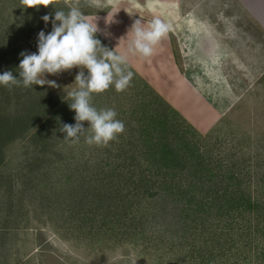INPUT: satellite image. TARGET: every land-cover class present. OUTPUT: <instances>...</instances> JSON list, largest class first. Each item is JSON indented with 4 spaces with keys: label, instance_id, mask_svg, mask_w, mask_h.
Returning a JSON list of instances; mask_svg holds the SVG:
<instances>
[{
    "label": "rangeland",
    "instance_id": "obj_1",
    "mask_svg": "<svg viewBox=\"0 0 264 264\" xmlns=\"http://www.w3.org/2000/svg\"><path fill=\"white\" fill-rule=\"evenodd\" d=\"M71 7L96 20L120 48L135 19L145 25L161 19L169 30L156 53L163 60L172 57L181 74L167 84L169 90L152 85L163 76L133 74L124 91L109 87L93 93L92 105L114 108L125 125L106 146L89 145L84 136L70 142L60 131L65 123L75 124L66 92L76 87L78 67L45 74L56 87L0 86V161L6 158L0 166V264H258L255 244L264 240L263 230L251 234L255 243L249 245L252 253L245 251L249 255L238 248L231 258L209 261V249L218 248L220 239L235 232L240 238V217L234 210L220 214L219 201L214 215L203 218L187 193L193 190L200 199L214 185L235 183L251 188L253 200L264 207V0H52L47 6L0 0V73L11 70L18 77L19 54L36 52L38 32L51 31L42 16ZM182 81L200 97L185 99L177 85ZM23 107L29 118L22 121L15 114ZM161 123L167 134L157 130ZM184 132L198 147L187 154ZM147 137L169 138L180 150L178 163L143 165L174 186L177 203L158 184L163 195L150 200L113 197L114 188H128L131 174L127 166L117 175L116 161L137 157L144 163ZM42 138L50 144L44 150ZM82 201L92 206L88 220L78 215ZM257 221L251 225L261 229L263 222ZM223 229L230 230L227 237L220 235Z\"/></svg>",
    "mask_w": 264,
    "mask_h": 264
},
{
    "label": "clouds",
    "instance_id": "obj_2",
    "mask_svg": "<svg viewBox=\"0 0 264 264\" xmlns=\"http://www.w3.org/2000/svg\"><path fill=\"white\" fill-rule=\"evenodd\" d=\"M27 6L49 5L52 0H25ZM45 25L51 23V31L43 29L37 34V51H22L18 65V77L11 70L0 73V86L21 85L33 87L56 82L45 78V74H59L78 67L75 75L76 87L67 90L69 108L74 110L75 124H63L64 139L78 142L84 136L89 145H107L123 133L125 125L117 119L114 108H96L92 105L93 93H102L109 87L117 92L130 86L133 73L126 70L128 58L102 45L97 38L100 31L96 20L86 17L78 7L67 12L55 10L54 15L41 18ZM113 22V16L106 23ZM168 25L154 18L145 25L135 19L127 31L128 52L148 58L154 54L155 46L167 35ZM86 70V72H85ZM65 91V90H64ZM87 121L85 128L82 122Z\"/></svg>",
    "mask_w": 264,
    "mask_h": 264
},
{
    "label": "trees",
    "instance_id": "obj_3",
    "mask_svg": "<svg viewBox=\"0 0 264 264\" xmlns=\"http://www.w3.org/2000/svg\"><path fill=\"white\" fill-rule=\"evenodd\" d=\"M35 87L39 89H43V88L45 89L44 85L43 86L33 85V87H30V88H35ZM43 96H41V98ZM15 98H17V95L15 96ZM163 102L164 104L167 103L165 100ZM16 104L17 105L19 104L18 100H15V105ZM24 111H25V108L23 107V109L20 111L19 114H15L16 116L19 115L20 117L18 116L17 117L21 118L22 121L25 118H29V116H26V113ZM173 111H174V114L180 119L181 116L179 115V113L175 109H173ZM54 115H57V114H54ZM178 125L175 124V126H178ZM29 128H30V125H29ZM29 128H27V132H29ZM142 129L146 134L150 132L149 128L147 127H145V129L144 128ZM157 130H162V134H167L169 132L168 129L165 128L164 124L162 123H161V127L159 126L157 127ZM41 134L47 135V132L44 133L42 131ZM36 135H40V132L36 133ZM187 137L188 136L186 132H184V134H181L182 139L187 140ZM168 139L169 138L165 140L150 138V137L144 138V141H143L144 149L149 152L146 160H144V163L137 157L136 158L134 157L126 158L122 161V163L116 161L115 168L113 169L116 170L117 175H120V169H122L123 171L124 169H127V166H130V168H128V171H130L131 174H129V177L126 179V181L129 183L128 188L126 186H125V189L124 188L120 189L117 187L116 189L114 188L113 193L116 196H113V197L119 198L118 201H121V202L125 201L126 198L130 199V198H135V197L139 199L150 200V199L157 197L158 195L160 196L163 195V194H159L160 192L157 188V184H158L164 191V194L168 192L170 199L175 201V203H177L176 201H178L179 198H178L177 192L175 191L174 186L173 187L166 186L165 185L166 182H163L160 179H157L156 176H154L156 175L155 173H149L147 170L143 169V165L145 163L148 165V168H150V166L155 165L156 163H162V165H166V164L171 165V160H173L175 163H178L182 160L179 154L180 150L178 149V146L175 147L173 142L169 141ZM9 143L10 142H3V145L6 146ZM39 146H41L40 149L44 150V149H47L50 146V144L45 145V143L43 142V138H42V141L40 142ZM183 147L185 148L184 152L186 151V149L189 152L192 148L194 149L198 148L197 144H195V142H193L191 138L189 137L186 142V145ZM5 162H6V158L3 157L0 161V166L1 164L3 165ZM109 165L111 166V164ZM118 177L119 176L115 177V180ZM234 184L233 186H228V187H220V186L214 185L212 188L208 190L206 189L205 191L206 194L202 196L200 199L197 197V195L194 193L193 190L190 193H187V196L190 199L191 206L196 205L199 211L202 213V215L205 216L203 218L208 219L214 215V209L219 203V201H222V204L218 206V210L220 214L224 213V216L225 215L229 216L230 213L232 214V210H234L237 217H240L239 219L241 221V228L239 229L240 238L238 239L235 238L236 237L235 236L236 232H235V233H231V236L228 239L224 240L223 242L220 239L219 240L220 245L218 246V248L213 247L212 249L211 248L209 249L211 250L210 257L208 258L209 261L211 259L217 258L218 255L220 256L224 255V256H228L231 258L235 254L234 252L235 249H238V248L239 249L237 252L241 251V254L243 252L245 253V251L248 253L250 252L252 253L254 246L250 248L249 245L251 243H255V241L251 234L255 230L264 231V207L261 206L262 205L261 201L258 199V203H257L255 200H253L252 195H251V190H250L251 188L242 187V186L238 187L237 185H234ZM174 195L176 196L175 199L173 197ZM79 206L80 207L78 209V215H80V217L83 216V218H86L88 220L89 212L91 213L90 210L92 206L87 205V202L85 201L80 202ZM257 219H259V221H257ZM255 220L257 221L256 223L261 224L263 222V227L261 229L259 228V226L256 227V225H253V226L251 225V223ZM245 223H248V224H245ZM6 227H12V226L11 224H9V225H6ZM229 233H230V230L228 231L227 229L225 231V229H223L220 235L223 234V237L224 235L225 237H227ZM237 243H239V245ZM255 248L257 249V252H255L254 254L257 253L256 258H257L258 264H264V240L260 239L255 244ZM216 250H218V253L215 254ZM245 255L247 256L249 254L245 253ZM203 256L205 257L204 253H203ZM250 256L254 257L253 255H250ZM237 262L239 261L237 260Z\"/></svg>",
    "mask_w": 264,
    "mask_h": 264
},
{
    "label": "crops",
    "instance_id": "obj_4",
    "mask_svg": "<svg viewBox=\"0 0 264 264\" xmlns=\"http://www.w3.org/2000/svg\"><path fill=\"white\" fill-rule=\"evenodd\" d=\"M98 33L104 39H106V41L109 43V45L113 49V51H115L119 54H125L127 56L128 62H127L126 68L131 69V70H127V71H131L133 74H141L142 76H144L146 78H149V77H148V75H145V74H156L157 77L163 76V77L159 78V80L161 82L158 81V83H152V85H154V87L165 89L166 86H168L167 89L169 90V85H167V84L173 82V80L177 77V74H181L178 72V69H176V64H175L176 62L174 61V59L172 57L170 58L167 56L166 58H164L165 60H163V57H161L162 53L158 54V53H156V50H154V54L151 57L145 58V61L142 62V61H140L141 59L137 60L135 54L128 52V49H127L128 45L125 44L128 41L127 39L124 42H122V44H121L122 47L120 48V46L118 47L117 45H114L113 40L111 41L110 37H109V39H110L109 40L108 37L105 36L104 33L101 32V30L98 31ZM166 67H168V68L166 69ZM85 72H86V70H85ZM161 74H169V75H161ZM184 82L185 81L179 82V84H177V85H180L183 88L182 95H184L185 99L191 98L192 96H195V95H197L199 98L200 95L196 94L197 92L194 91L192 88H190ZM175 86L176 85H174L175 90L178 89V86L177 87H175ZM166 94H168L170 97V91L166 92Z\"/></svg>",
    "mask_w": 264,
    "mask_h": 264
}]
</instances>
